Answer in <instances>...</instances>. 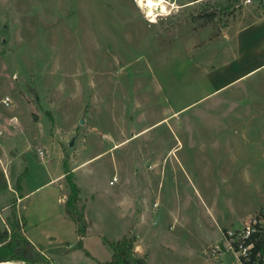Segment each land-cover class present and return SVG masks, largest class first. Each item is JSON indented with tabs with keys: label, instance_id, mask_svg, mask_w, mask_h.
<instances>
[{
	"label": "rangeland",
	"instance_id": "1",
	"mask_svg": "<svg viewBox=\"0 0 264 264\" xmlns=\"http://www.w3.org/2000/svg\"><path fill=\"white\" fill-rule=\"evenodd\" d=\"M144 2L165 11L153 21L140 0H0V154L16 157L0 159L4 228L19 212L12 188L63 169L91 220L93 256L37 248L41 264L109 261L107 240L126 235L146 264H231L206 248L264 203V0ZM248 58L258 68L240 77Z\"/></svg>",
	"mask_w": 264,
	"mask_h": 264
},
{
	"label": "crops",
	"instance_id": "2",
	"mask_svg": "<svg viewBox=\"0 0 264 264\" xmlns=\"http://www.w3.org/2000/svg\"><path fill=\"white\" fill-rule=\"evenodd\" d=\"M255 15H256L255 19L261 20V21L264 20V13L262 14L261 11H257ZM248 26L253 27L254 25L252 23V25L250 24ZM248 26L243 27L240 31L236 32V35H238L239 37V35L244 30H246ZM231 28L232 27H230L229 30ZM251 62H250V59L248 58L246 62L247 63L246 66L249 69H246L247 70L246 73L242 74L240 77L258 68V67H250L252 65ZM120 143L118 142L114 144L111 147V149L118 146ZM100 154L101 153H99L96 156H99ZM14 158L16 157L15 156L10 157L9 155H6L4 153L0 154L1 161L5 162L4 163L5 168H6V165L9 164ZM84 163L85 162L81 163L80 166L72 170L74 171V174H76L77 169L82 167ZM16 171H19V170H16ZM114 177H117L116 174ZM117 180L119 181L118 178ZM7 181L8 183L13 182L12 175L7 177ZM112 181L113 180H110L111 185H113L114 182H116L114 181L112 183ZM56 183H59V185H57V191L56 189H54L55 188L54 185ZM66 184L67 183L65 182V169H63L62 171L59 172V174L49 177V179L45 183L27 192L20 193L19 191H15V189L12 188V191L16 195L19 194V196H17V198L13 200L16 201V203H18L17 204L19 207L18 210L21 213V215H19V212H18V217L24 222V227L22 229L23 233L38 249L43 248V250L49 251V250H55V249L60 250L61 248H65V251H67V250H72L78 247V242L80 240V237L77 232V225L67 215V212H66V201L69 195V187H68V184L67 185ZM52 186L54 188H52ZM78 186L80 188V194H81V187L79 184ZM43 188L47 189L48 191L44 194L39 195L31 205L25 204L26 199L30 195L38 191L39 192L42 191ZM80 198H81V195H80ZM12 202L13 201L11 199L10 200L8 199L7 201L3 202V204L0 205V220H1L0 229H4L3 223H5L2 217V212H5L6 210H8V208L12 206L13 204ZM134 207H135V204L129 201L125 202L124 204V208H126V212L128 213H130V210H132ZM85 216L90 226L91 220L87 213V207H86ZM89 226L87 229V233L83 237L82 240H83L84 249L90 253V256H93L92 253L85 246L86 239L90 235L91 227ZM131 233H132V230H131ZM68 234H70L71 236L70 238L67 237ZM55 263L70 264V263L65 262L64 260H58V259H55Z\"/></svg>",
	"mask_w": 264,
	"mask_h": 264
},
{
	"label": "trees",
	"instance_id": "3",
	"mask_svg": "<svg viewBox=\"0 0 264 264\" xmlns=\"http://www.w3.org/2000/svg\"><path fill=\"white\" fill-rule=\"evenodd\" d=\"M66 167V163H65ZM66 170L65 177L70 174ZM68 187L70 193L66 201L67 215L76 223L77 232L80 237L78 247L84 249L83 237L87 233L88 222L83 211L78 209L80 200V188L75 181L68 178ZM24 222L18 217L17 213L13 215V222L4 229H0V264L5 262H14L16 264H31L47 262L42 253L23 233ZM111 245L113 254L109 261H98L97 264H146V259L138 257L134 252L135 238L124 236L116 242L107 240ZM263 244H259L258 251L263 252ZM87 254L90 253L87 251Z\"/></svg>",
	"mask_w": 264,
	"mask_h": 264
},
{
	"label": "built area",
	"instance_id": "4",
	"mask_svg": "<svg viewBox=\"0 0 264 264\" xmlns=\"http://www.w3.org/2000/svg\"><path fill=\"white\" fill-rule=\"evenodd\" d=\"M9 101V97L3 100L7 105ZM39 153L44 154L41 149ZM114 181H117V177L112 183ZM260 243L264 247V203L238 226L224 229L222 238L210 244L206 253L216 260L225 255L231 256V264H264V248L263 252L257 249Z\"/></svg>",
	"mask_w": 264,
	"mask_h": 264
},
{
	"label": "bare ground",
	"instance_id": "5",
	"mask_svg": "<svg viewBox=\"0 0 264 264\" xmlns=\"http://www.w3.org/2000/svg\"><path fill=\"white\" fill-rule=\"evenodd\" d=\"M145 0H140V4L141 6L145 7V6H149L151 8H149L148 12H149V16L153 17L152 20L155 21V17H157L160 12H164L165 8H166V2L165 3H160L161 7L159 8L158 12L155 13V6L158 4L156 2H150L148 4H145L144 2Z\"/></svg>",
	"mask_w": 264,
	"mask_h": 264
},
{
	"label": "water",
	"instance_id": "6",
	"mask_svg": "<svg viewBox=\"0 0 264 264\" xmlns=\"http://www.w3.org/2000/svg\"><path fill=\"white\" fill-rule=\"evenodd\" d=\"M71 144H73V142ZM32 264H41V263H32Z\"/></svg>",
	"mask_w": 264,
	"mask_h": 264
}]
</instances>
